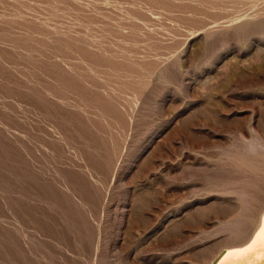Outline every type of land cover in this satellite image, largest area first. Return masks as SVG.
<instances>
[{
    "label": "rangeland",
    "instance_id": "obj_1",
    "mask_svg": "<svg viewBox=\"0 0 264 264\" xmlns=\"http://www.w3.org/2000/svg\"><path fill=\"white\" fill-rule=\"evenodd\" d=\"M264 214V0H0V264H212Z\"/></svg>",
    "mask_w": 264,
    "mask_h": 264
},
{
    "label": "bare ground",
    "instance_id": "obj_2",
    "mask_svg": "<svg viewBox=\"0 0 264 264\" xmlns=\"http://www.w3.org/2000/svg\"><path fill=\"white\" fill-rule=\"evenodd\" d=\"M212 264H264V214L260 226L247 243L222 250Z\"/></svg>",
    "mask_w": 264,
    "mask_h": 264
}]
</instances>
